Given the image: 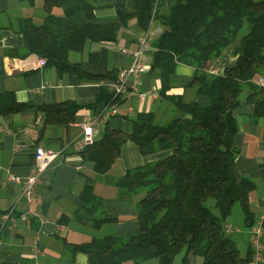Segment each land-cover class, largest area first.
Instances as JSON below:
<instances>
[{"label": "trees", "instance_id": "trees-1", "mask_svg": "<svg viewBox=\"0 0 264 264\" xmlns=\"http://www.w3.org/2000/svg\"><path fill=\"white\" fill-rule=\"evenodd\" d=\"M44 6L48 16L43 24L27 29L26 44L30 53L39 54L60 73L85 75L81 62H72L70 53L83 51L89 40L116 39L130 17L136 16L148 28L155 15L164 26L153 42L152 68L160 69V95L170 110L164 106L162 111L138 113L131 132L113 127L108 118L96 139L79 152L94 161L99 173L109 171L130 139L144 154L163 149H172V153L130 168L114 180L122 193L138 197L136 230L72 244V251L87 253L89 264H124L127 260L141 264L151 259L177 264L179 255L182 264H192L194 257L202 258L201 264H251L252 256L241 252L226 224L234 217L236 204L241 206L245 225L256 224L250 195L257 181L239 170L235 132L227 127L225 116L243 102L244 91L250 90L248 100L261 91L254 78L264 68V0H136L132 11L118 4L121 18L109 23L96 21L95 5L90 0H45ZM55 6L64 8L63 16L52 13ZM78 12L87 16L86 24L75 21ZM229 48L238 57L236 63L212 73ZM178 63L196 68L185 87L208 95L207 104L170 92ZM96 77L118 78L112 70ZM7 95L0 94V114L31 107ZM122 100L114 89L102 85L98 100L90 106L95 108L100 102L113 106ZM253 101L258 104L256 113H264V100ZM82 107L66 100L36 108L44 124L69 128ZM163 113L166 118L160 123ZM82 199L77 214L81 221L100 227L117 219L104 210L91 179L84 186Z\"/></svg>", "mask_w": 264, "mask_h": 264}, {"label": "crops", "instance_id": "crops-1", "mask_svg": "<svg viewBox=\"0 0 264 264\" xmlns=\"http://www.w3.org/2000/svg\"><path fill=\"white\" fill-rule=\"evenodd\" d=\"M90 1L95 5V18L100 23L117 22L121 18L118 4L130 11L136 5V0ZM44 5L45 0H0V94L7 93L9 99L14 97L31 105L20 112L0 114V264H89L88 254L83 251L74 253L72 244L88 242L94 237L127 234L138 228V197L133 193H122L114 183L115 178L130 168L168 156L172 149L144 154L140 146L130 139L122 145L121 154L109 171L99 173L94 161L83 158L72 140L81 139L82 128L78 123L88 113L103 114L114 109V115L109 117L111 125L131 132L134 129L133 117L138 113L162 111L164 106L170 110V105L163 102L160 95V69L152 68L156 52L153 42L164 26L154 15L149 27L144 28L133 16L121 25L116 39L89 40L83 51L70 53L72 62H81L85 75L60 73L55 66L48 65L34 69L32 65L41 56L29 52L25 33L33 25L45 22L48 12ZM52 13L63 16L65 11L62 6H55ZM74 19L81 25L88 22L83 12L75 14ZM146 35L151 36L152 42V48L144 55L149 71L143 75L141 83V89L148 92L147 98L141 100L137 96H129L112 107L103 102L91 107L90 104L98 100L102 85L114 89L115 81L96 76L106 75L110 70L118 76L119 68L130 62V56L122 49H137ZM237 58L233 48H229L216 66L222 70L234 65ZM196 71L193 66L178 63L172 74L170 92L184 94L188 99L195 98L205 105L210 100L208 95L195 94L185 87ZM261 76L264 77V68L254 78L260 93L248 100L250 90L247 89L242 96L243 102L228 110L225 116L227 127L235 132L239 170L257 181L250 202L256 224L262 226L260 257L252 242V227L245 225L242 215L234 214L228 221L234 226L230 234L241 252L252 256L251 264H264V113H256L258 104L253 101L255 98L264 100V85L257 82ZM153 91L159 94L154 95ZM66 100L83 105L76 121L69 128L44 124L43 115L36 107ZM39 117L41 121L35 123ZM36 146L61 150V153L42 173L34 199L29 202L21 195L22 184L10 181L7 176L9 172L22 178L31 174ZM88 179L93 181L95 195L102 198L104 210L117 218L115 221L94 227L77 216L84 203L82 191ZM22 214H30V220L21 221ZM63 216L66 217L61 222ZM197 259L192 258L191 263L196 264ZM124 264L137 263L127 260ZM177 264H182L180 258Z\"/></svg>", "mask_w": 264, "mask_h": 264}, {"label": "built area", "instance_id": "built-area-1", "mask_svg": "<svg viewBox=\"0 0 264 264\" xmlns=\"http://www.w3.org/2000/svg\"><path fill=\"white\" fill-rule=\"evenodd\" d=\"M152 48L151 36L146 35L141 39L140 45L137 49L123 48L122 51L130 56V62L126 66H122L118 71V78L114 82L115 94L119 98L124 99L129 96H137L141 100L147 98L148 92L141 89L142 77L149 71V66L144 59L146 51ZM47 65V60L43 57L39 58L32 67L34 69ZM212 73H219V68H213L210 70ZM257 82L264 85V77H259ZM154 95H158L157 91L152 92ZM112 107V106H111ZM115 110H108L106 113H88L78 123L82 128V137L78 140H72L75 148L78 151L86 148L87 145L92 143L96 137L100 134L102 129V123L107 120L110 116L114 115ZM41 118L39 117L35 123H39ZM61 150L52 148H45L38 146L35 151V164L31 174L27 177H20L12 172L8 173V179L13 182H19L22 184L21 195L27 201L31 202L37 192L38 182L41 178L42 173L46 170L60 155ZM1 189V187H0ZM21 221H29L30 214H22L20 216ZM234 228L233 224H226V230L232 231ZM261 235L262 226L260 223L252 226V242L256 248L257 255L260 257L261 252ZM1 248V239H0Z\"/></svg>", "mask_w": 264, "mask_h": 264}, {"label": "rangeland", "instance_id": "rangeland-1", "mask_svg": "<svg viewBox=\"0 0 264 264\" xmlns=\"http://www.w3.org/2000/svg\"><path fill=\"white\" fill-rule=\"evenodd\" d=\"M240 210H241V206H240L239 204H236L235 207H234V212H235V214H236V215H237L238 213L241 214ZM177 258H181V255H179ZM147 262H155V264H159L158 259H151V260H149V261H147ZM200 262H202V258L199 257V258L197 259L196 264H200ZM143 264H145V263H143ZM146 264H151V263H146Z\"/></svg>", "mask_w": 264, "mask_h": 264}, {"label": "water", "instance_id": "water-1", "mask_svg": "<svg viewBox=\"0 0 264 264\" xmlns=\"http://www.w3.org/2000/svg\"><path fill=\"white\" fill-rule=\"evenodd\" d=\"M165 116H166V114H164V113L161 115L160 123H162L164 121Z\"/></svg>", "mask_w": 264, "mask_h": 264}]
</instances>
